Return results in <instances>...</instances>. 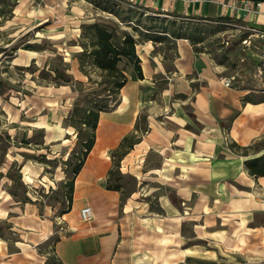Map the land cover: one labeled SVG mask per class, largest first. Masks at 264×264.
<instances>
[{
    "label": "crops",
    "instance_id": "crops-1",
    "mask_svg": "<svg viewBox=\"0 0 264 264\" xmlns=\"http://www.w3.org/2000/svg\"><path fill=\"white\" fill-rule=\"evenodd\" d=\"M10 1V18L85 2ZM224 10L220 0H180L169 9L215 16L251 36L264 32L263 10ZM160 44H136L142 78L127 76L117 104L98 115L55 257L60 264H264V175H251L244 164L264 154V86L237 84L215 55L185 36L175 39L170 58ZM130 137L132 146H121ZM117 153L120 176L135 179L133 190L120 182L107 187ZM85 205L90 222L79 218ZM10 206L3 212L15 237L0 239V264H45L38 249L54 225Z\"/></svg>",
    "mask_w": 264,
    "mask_h": 264
},
{
    "label": "rangeland",
    "instance_id": "rangeland-1",
    "mask_svg": "<svg viewBox=\"0 0 264 264\" xmlns=\"http://www.w3.org/2000/svg\"><path fill=\"white\" fill-rule=\"evenodd\" d=\"M84 1L83 6L63 7L59 13L40 6L28 15L17 12V18L9 16L10 0L0 3V239L15 237L10 232L11 218L3 212L10 205L29 218L36 217L37 222H51L55 230L38 249L45 253L46 263L56 259L54 244L65 224L61 217L71 205L66 197L67 183L73 177L71 167L80 157L83 139L90 135L81 124L84 110L91 105L113 108L119 98V93L107 94L109 85L97 84L101 80L99 72L91 67L86 55H81V44L88 42L81 38L82 25L98 17L116 23L119 20L91 0ZM95 1L115 4L131 22L139 18L141 24L146 17H153L174 20L189 33L199 31L202 41L197 49L205 48L215 55L237 84L264 86V39L258 33L251 36L249 30L218 24L215 16L170 12L171 5L180 0ZM172 46L171 41H165L157 50H164L170 58L167 51ZM119 67L126 76L134 73L124 59ZM133 142L130 137L126 145L131 147ZM113 169L111 184L120 182L125 190L135 189L132 176H120V170ZM158 188L164 191L153 184V189ZM32 209L37 211L35 216Z\"/></svg>",
    "mask_w": 264,
    "mask_h": 264
},
{
    "label": "trees",
    "instance_id": "trees-1",
    "mask_svg": "<svg viewBox=\"0 0 264 264\" xmlns=\"http://www.w3.org/2000/svg\"><path fill=\"white\" fill-rule=\"evenodd\" d=\"M94 5L103 11L112 13L119 21L113 22L102 17L96 18L92 23L82 25L81 38L87 39V43H82L81 55H86L89 58L91 67L98 71L101 80L97 83L109 85V89H105L107 94L116 95L127 81V76L123 69L119 67V63L124 59L126 60L134 70V74L137 78H142L140 60L136 53V44H138L140 37L145 40H151L153 42H165L171 41L174 46L175 39L183 36L187 37L190 42L195 45L200 42L201 37L199 31L187 32L182 25H178L174 20L164 21L163 19H154L153 17H146L140 24L138 18L135 22H131L129 16L126 13H121L116 9L115 4L107 2H97L91 0ZM125 27H130L131 31ZM135 36H138L137 38ZM62 73L64 71H61ZM107 109L106 105H91L84 110L85 115L81 120V124L85 127L84 130L90 131L82 143V152L71 167V174L73 175L71 181L67 183V200L72 199L73 178L79 172L83 161L91 149L94 142V131L98 120V115L101 111ZM128 138L123 139L121 146H124ZM130 145V144H129ZM121 156L123 155L120 154ZM117 162L114 167L119 168ZM245 167L249 173L253 176L264 175V154L255 159L244 161ZM114 169L109 171V179L107 180V187L109 189H117L119 184L115 182L111 184V176ZM10 172H8L9 174ZM65 213V212H64ZM46 264H60L57 259H54L52 263Z\"/></svg>",
    "mask_w": 264,
    "mask_h": 264
},
{
    "label": "built area",
    "instance_id": "built-area-1",
    "mask_svg": "<svg viewBox=\"0 0 264 264\" xmlns=\"http://www.w3.org/2000/svg\"><path fill=\"white\" fill-rule=\"evenodd\" d=\"M222 9L230 14H246V13H259L264 11V2L260 1H244V0H220ZM260 37L264 39V32L259 33ZM264 42V40H263ZM225 85H230L228 80ZM79 217L83 222H90L93 219V211L89 205L83 206L79 210Z\"/></svg>",
    "mask_w": 264,
    "mask_h": 264
},
{
    "label": "water",
    "instance_id": "water-1",
    "mask_svg": "<svg viewBox=\"0 0 264 264\" xmlns=\"http://www.w3.org/2000/svg\"><path fill=\"white\" fill-rule=\"evenodd\" d=\"M244 1H260V2H264V0H244Z\"/></svg>",
    "mask_w": 264,
    "mask_h": 264
}]
</instances>
